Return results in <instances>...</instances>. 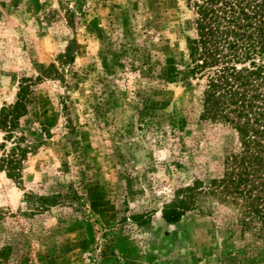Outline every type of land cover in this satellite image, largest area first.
<instances>
[{"label": "rangeland", "instance_id": "1", "mask_svg": "<svg viewBox=\"0 0 264 264\" xmlns=\"http://www.w3.org/2000/svg\"><path fill=\"white\" fill-rule=\"evenodd\" d=\"M194 19L185 0H0V108L32 91L11 138L0 130V155L27 149L19 179L0 171L3 264H264V235L214 196L160 217L238 147L199 118Z\"/></svg>", "mask_w": 264, "mask_h": 264}, {"label": "trees", "instance_id": "2", "mask_svg": "<svg viewBox=\"0 0 264 264\" xmlns=\"http://www.w3.org/2000/svg\"><path fill=\"white\" fill-rule=\"evenodd\" d=\"M195 14L194 35L186 42L191 79L203 80L199 118L229 128L238 147L223 157L221 174L205 181L193 177L162 205L160 217L177 223L199 197L214 196L233 206L241 233L264 235V0H185ZM32 91L20 85L12 105L0 108V130L10 139L26 112ZM3 139V141L5 140ZM4 144L0 143L3 149ZM27 149L14 144L0 155V171L19 179ZM31 197H29L30 199ZM39 208L48 203L38 198ZM150 215H132L137 225ZM238 226V227H237ZM9 247L0 249V264ZM226 261L223 264H231Z\"/></svg>", "mask_w": 264, "mask_h": 264}]
</instances>
